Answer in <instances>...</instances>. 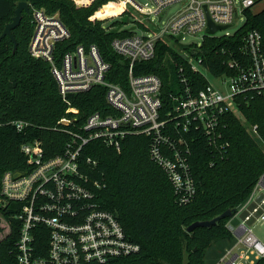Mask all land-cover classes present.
Here are the masks:
<instances>
[{
    "label": "built area",
    "instance_id": "2783aa9c",
    "mask_svg": "<svg viewBox=\"0 0 264 264\" xmlns=\"http://www.w3.org/2000/svg\"><path fill=\"white\" fill-rule=\"evenodd\" d=\"M152 1L154 8L144 7L135 0L114 1L121 5V11L114 16L134 10L150 31L117 37L111 43L113 51L129 62L126 88L108 80L111 64L96 45H78L58 55V45L70 38V30L59 14L50 15L44 8L30 7L34 31L29 53L50 64L63 99L67 101L68 95L101 86L106 89L111 112L92 113L76 129L70 128L75 125L76 117L62 118L60 124L69 140L61 154L47 156L39 139L26 142L21 151L27 158V170L4 174L0 208L10 203L18 205L19 213L13 217L21 223L16 243L19 264H105L141 250L115 213L101 207L97 195L101 181L91 179L84 171L96 167L97 161L81 159L82 150L89 142L99 140L121 151L128 135L149 136L151 159L164 170L179 204L184 205L197 191L190 162L191 143L204 139L213 150L221 149L223 117L227 113H239L236 99L264 95V37L261 32L251 30L242 38L241 48L234 50L227 61L230 74L215 76L202 65L201 59L187 54L193 70L201 72L208 84L194 90L181 68L182 87L169 95L171 103L165 109L161 78L151 73L136 74V63L152 60L159 40L171 38L182 42L186 35L202 34V40L217 36L208 34L209 19L217 26H231L235 15L251 9L256 0ZM177 4L179 11L164 27L151 23L153 15L159 16L167 7ZM67 112L72 113V108ZM12 125L22 132L29 123L18 120ZM252 128L257 134L256 126ZM237 219L239 222L233 224L232 220ZM0 220L6 221L10 233L11 226L1 211ZM260 220H264V174L247 202L227 224L236 243L226 249L216 264H255L264 260V242L251 228L252 223ZM38 227L45 229L46 246L36 244ZM240 247L245 250L240 251Z\"/></svg>",
    "mask_w": 264,
    "mask_h": 264
},
{
    "label": "trees",
    "instance_id": "16d2710c",
    "mask_svg": "<svg viewBox=\"0 0 264 264\" xmlns=\"http://www.w3.org/2000/svg\"><path fill=\"white\" fill-rule=\"evenodd\" d=\"M21 1L32 8L60 13L71 36L58 45V55L62 50H72L78 45H96L111 64L108 80L127 87L129 62L113 51L111 43L117 37L130 36L134 32L104 26V19L121 11L119 3L103 6L107 0H96L86 8H77L69 0H0V37ZM77 1L86 4L91 0ZM32 8L29 14L23 12L20 25L12 30L17 42L15 52L10 37L0 39V187L6 172L27 170V158L21 151L24 143L39 139L47 156L61 154L69 140L60 124L62 118L76 117L75 125H70L71 129H76L92 113L111 112L106 89L101 86L68 95V102L63 99L50 64L29 53L34 31L33 22H30ZM99 8L95 18L100 20L90 21ZM245 17L244 25L231 36H206L200 44L182 45L177 39L173 42L189 56L201 59L202 65L213 75L230 74L232 70L227 61L234 50L241 48L245 34L257 30L264 37V10L253 13L248 9ZM176 50L165 39L159 40L155 57L135 65L136 74L151 73L161 78L165 109L171 103L169 95L176 86L182 87V73L194 90L208 84L201 72L193 70L188 57ZM236 103L238 114L247 120V124L256 126L262 142L253 137L238 114L227 113L223 117L224 146L221 149L213 150L204 139L191 143L190 162L197 191L184 205L179 204L164 170L151 159L149 136L128 135L121 151L99 140L91 141L83 148L81 159L97 161L96 167H87L84 171L91 179L101 181L102 188L97 192L101 207L115 213L131 240L141 247L136 254L105 264H205L206 250L213 243L234 239L227 228L232 217L221 219L217 226L199 227L190 233L187 227L195 221L210 220L226 210L235 209V215L264 174V95L240 96ZM70 106L76 107L79 113L67 112ZM18 120L29 123L22 132L12 125ZM0 211L11 226V232L0 241V264H19L16 243L21 223L13 217L19 213L18 205L10 203ZM36 230V244L46 246L44 227ZM255 264H264V260Z\"/></svg>",
    "mask_w": 264,
    "mask_h": 264
},
{
    "label": "rangeland",
    "instance_id": "374dc122",
    "mask_svg": "<svg viewBox=\"0 0 264 264\" xmlns=\"http://www.w3.org/2000/svg\"><path fill=\"white\" fill-rule=\"evenodd\" d=\"M69 1H71L77 8H86V7L90 6V4H93L96 0H91L86 4H79V2L77 0H69ZM114 1H118V0H107V3L104 4L103 6H105L109 3H112ZM135 1L144 7L154 8V3L152 0H135ZM256 1H257L256 4L251 8V11L253 13H258V12L264 10V0H256ZM101 8H99L95 12V14L89 18L90 21L93 22V20L91 19L92 17H94V21L99 20V19L95 18V15ZM128 8H130V5L128 6ZM179 8H180V6L178 4L167 7L159 16L153 15L151 17L152 18L151 23L154 25H158L160 27H164L168 23V21L174 15L177 14V12L179 11ZM47 13L50 15L59 14V16H60L59 12H56V13L47 12ZM106 19H108V20L104 21V26L107 27L108 29H111V30H117V29L130 30V31H132L138 35L147 34L150 32L145 27H143L141 25L142 24V21H141L142 18L134 10L128 11V13L126 15L121 14L120 16H112V17H109ZM148 20L151 21L150 18ZM245 20H246L245 13H240L238 15H235V17L233 19V23L231 24V26L225 30L218 31L216 33V35L221 36V35H224L226 32H228L229 34H234L236 31H238L244 25ZM30 22H32V18L30 19ZM147 24L149 26L151 25L149 22H147ZM165 40L171 46H174V48H176L182 54H185L187 56V54H188L187 51L186 50H185L186 52L182 51L179 48V44L174 43L173 39L165 38ZM201 42H202V34L186 35L185 39L182 40V42H180V40H179V43L182 45H188L191 43L200 44ZM212 82L214 83L215 81L212 80ZM177 89H178V87L176 86L175 90H177ZM70 108H72L73 114L77 115L79 113V110L76 107L70 106ZM238 116H240L242 123L247 126V129L250 131V133L253 135V137L257 138L260 142H262L261 139L258 137V135L253 132L252 126L247 124V120L243 116H241L240 114H238ZM258 202H259V199H258ZM238 222H239V219L232 220L233 224H237ZM1 224H2L1 225L2 231L0 232V241L2 239H4V237H6L9 234V227L6 225V221L2 220ZM251 228H252L254 234L256 235V237H258V239H260L262 242H264V220H260V221H256V222L252 223ZM235 243H236V240H234V239H231L230 241L229 240H219V241L213 243L211 248L206 250L205 264H216L219 261L220 257L225 253L226 249L233 246ZM242 250H245V248L240 247V251H242Z\"/></svg>",
    "mask_w": 264,
    "mask_h": 264
},
{
    "label": "water",
    "instance_id": "95a60500",
    "mask_svg": "<svg viewBox=\"0 0 264 264\" xmlns=\"http://www.w3.org/2000/svg\"><path fill=\"white\" fill-rule=\"evenodd\" d=\"M23 12H25L26 14L30 13V7L29 4L25 1H21L17 4V8L15 10V15L12 18V21L6 25L4 32L2 33L1 38L3 37H10V39L14 42V50L13 52L16 51L17 49V42L14 38V35L12 33V30H14L15 28H17L21 21H22V17H23ZM230 26H217L215 24H213L211 22V20L209 19V30H208V34L209 35H213L215 33H217L220 30H225ZM19 174H16V176H18ZM236 210H226L225 212H223L222 214H219L215 217H213L210 220H205V221H195L193 222L191 225H189L187 227V232H193L196 228L199 227H205V228H211L213 226H217L220 222L221 219L225 218V217H233L234 212Z\"/></svg>",
    "mask_w": 264,
    "mask_h": 264
}]
</instances>
